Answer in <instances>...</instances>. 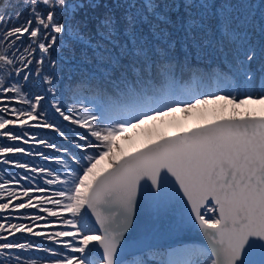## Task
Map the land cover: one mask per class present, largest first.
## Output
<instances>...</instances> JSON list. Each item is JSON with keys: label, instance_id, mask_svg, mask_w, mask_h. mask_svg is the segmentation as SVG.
Masks as SVG:
<instances>
[{"label": "snow or ice", "instance_id": "1", "mask_svg": "<svg viewBox=\"0 0 264 264\" xmlns=\"http://www.w3.org/2000/svg\"><path fill=\"white\" fill-rule=\"evenodd\" d=\"M77 47L95 63L74 75ZM251 104L264 0H9L0 264H264V115L238 111ZM209 105L233 113L114 155L140 125ZM192 229L201 246L157 251Z\"/></svg>", "mask_w": 264, "mask_h": 264}, {"label": "rangeland", "instance_id": "2", "mask_svg": "<svg viewBox=\"0 0 264 264\" xmlns=\"http://www.w3.org/2000/svg\"><path fill=\"white\" fill-rule=\"evenodd\" d=\"M3 0H0V4ZM253 3L259 4L261 0H252ZM9 3V0H8ZM8 5V4H7ZM6 10V9H5ZM4 10V11H5ZM18 10V9H16ZM13 9L10 7L7 9V12H12ZM27 16V13L24 12L20 19L23 20ZM66 56L69 57V53H66ZM70 58V57H69ZM75 58L69 59V63L73 62ZM202 90H210V89H202ZM254 104L246 105L238 109L240 113L250 112L254 116L264 115L263 113H257L252 110ZM258 107H262L259 104ZM233 113L232 105H209V106H201L199 108L190 109L187 112L179 111L173 115H169L165 117L163 120H157L149 122L148 124H142L138 128L129 131L126 135L120 136L116 140V146L113 149V153L116 156H120L122 158L136 150L143 148L149 142H153L159 138L170 136L182 131V127L179 121V117L181 114L187 119H191L192 123L188 127V129L195 128L198 126H203L206 123L222 119L228 118ZM107 162H104L101 167H106ZM184 247H193V246H184ZM181 248V247H179ZM170 250L169 252H171Z\"/></svg>", "mask_w": 264, "mask_h": 264}, {"label": "trees", "instance_id": "3", "mask_svg": "<svg viewBox=\"0 0 264 264\" xmlns=\"http://www.w3.org/2000/svg\"><path fill=\"white\" fill-rule=\"evenodd\" d=\"M7 4H8V0H3L2 3L0 4V11H4L6 9ZM176 55L181 58L183 57V52L180 50L179 46H177ZM69 57H70L69 59L71 58H75V59L73 62L66 65V69H74L75 70L74 75H78L82 71L84 72L90 71L92 69L93 64L95 63L94 59H92V52L88 49L82 50L81 48L77 47L74 53H69ZM67 127L71 129L74 128L75 126H67ZM48 135L51 136L52 134L48 133ZM24 159H29V158L24 157ZM35 163L41 164L43 162L39 159H36ZM156 258L157 260H159L160 256H157Z\"/></svg>", "mask_w": 264, "mask_h": 264}, {"label": "water", "instance_id": "4", "mask_svg": "<svg viewBox=\"0 0 264 264\" xmlns=\"http://www.w3.org/2000/svg\"><path fill=\"white\" fill-rule=\"evenodd\" d=\"M181 133H183V132H181ZM181 133H178V134H181ZM178 134H176V135H178ZM140 150L141 149H139L138 151H140ZM138 151H135L131 154H134ZM131 154H129V155H131ZM129 155H127V156H129ZM127 156H125L123 158H126ZM203 242L204 241H203L202 233L198 232L196 229H192L191 231H187V232L182 233L179 237H172V238L160 240L159 241V245H160L159 249H172V248H176L178 246H185V245H190V244L201 246ZM169 245H171V247H169Z\"/></svg>", "mask_w": 264, "mask_h": 264}, {"label": "bare ground", "instance_id": "5", "mask_svg": "<svg viewBox=\"0 0 264 264\" xmlns=\"http://www.w3.org/2000/svg\"><path fill=\"white\" fill-rule=\"evenodd\" d=\"M253 111H256L257 113H263L264 114V106L258 107V105L254 104L252 107ZM179 121L181 124L182 129H188V127L191 125L192 120L187 119L181 114V117H179Z\"/></svg>", "mask_w": 264, "mask_h": 264}]
</instances>
